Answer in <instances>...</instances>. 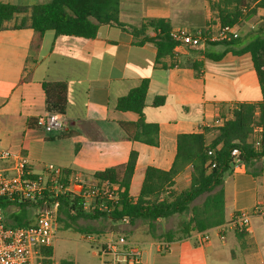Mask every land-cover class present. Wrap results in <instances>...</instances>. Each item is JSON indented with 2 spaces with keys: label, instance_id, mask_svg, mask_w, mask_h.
Segmentation results:
<instances>
[{
  "label": "crops",
  "instance_id": "0c3cea01",
  "mask_svg": "<svg viewBox=\"0 0 264 264\" xmlns=\"http://www.w3.org/2000/svg\"><path fill=\"white\" fill-rule=\"evenodd\" d=\"M49 1L0 0L28 8L5 22L0 31V149L27 157L34 174H42L53 164L95 180L97 172L125 164L136 152L129 190L136 200L148 167L171 169L178 135L221 126L233 118L238 104L262 100L251 55L225 53L222 44L207 41L197 48L182 47L178 56L173 52L157 63L155 44L139 45L142 37L102 25L94 38L47 31L35 50L30 8ZM148 19L169 21L171 31L215 33L220 26L209 0H121L123 23L140 27ZM263 19L264 9H259L255 17L237 27L241 40L249 42ZM23 21L24 26H19ZM154 35V31L147 32V36ZM218 56L222 57L215 59ZM194 63L200 65L199 70ZM144 80L149 82L144 119L158 126V146L129 140L121 123L137 122L140 116L116 108L118 99ZM45 83L67 85L63 131L45 133L37 126L38 117L48 112ZM157 97H164L165 102L155 107ZM189 185L190 168L177 176L174 187L180 191ZM224 191L225 224L207 231L208 241L202 242L197 233L171 242L151 235L136 241L144 264H210L211 260L264 264V173L255 178L241 165L225 178ZM241 212L250 216L244 234L232 225ZM181 222L180 216L159 220L157 237L178 231Z\"/></svg>",
  "mask_w": 264,
  "mask_h": 264
},
{
  "label": "trees",
  "instance_id": "16d2710c",
  "mask_svg": "<svg viewBox=\"0 0 264 264\" xmlns=\"http://www.w3.org/2000/svg\"><path fill=\"white\" fill-rule=\"evenodd\" d=\"M211 9L221 26L237 28L255 17L259 9H264V0H216ZM121 0H50L48 3L30 8L31 29L34 31L32 48L38 49L47 31L57 36L94 38L102 25L117 26L141 38L139 45L153 43L157 47V63L173 56L176 43L170 37L171 25L165 19H148L140 27H133L120 20ZM28 8L0 3V31L7 21L25 13ZM24 21L19 26H24ZM153 30L154 36H147ZM241 38L222 42L225 53L237 56L250 54L262 93V100L255 103H240L233 112V118L221 126L204 128L199 133L180 134L177 138V154L170 170L148 167L136 200L129 190L135 173L137 153L132 152L128 161L120 166L110 167L95 174L100 182H109L118 187L117 199L106 203V210H98L96 205L90 211L82 207L79 195L67 193L60 198L57 224L64 230H86L77 226L79 220L125 222L131 226L141 221L149 225L154 238H164L167 242L191 237L193 233L205 234L213 228L225 224V178L233 172L235 159L233 150L239 151V159L247 173L258 178L264 173V19L249 42L238 45ZM218 56L215 59H220ZM196 70L198 63L193 64ZM148 80L133 88L128 95L118 99L119 111L137 113L140 119L133 123H121L129 140L150 146L159 145L158 126L144 119L145 98ZM46 107L48 112L60 115L66 113L68 98L65 83H45ZM165 102L157 97L154 106ZM209 152H212L210 155ZM213 164L215 167H213ZM190 168V185L184 190L175 189V179ZM75 173L64 170V182ZM5 208L10 204L4 203ZM30 208V207H29ZM19 212L7 215L12 225L27 226L32 223V210L27 204L20 205ZM109 209V210H108ZM21 213V214H19ZM173 216L184 217L178 231H168L163 237L156 235V223ZM241 231V234H244ZM54 247L45 254L52 258ZM48 262H52V259ZM59 264H75L71 259H62Z\"/></svg>",
  "mask_w": 264,
  "mask_h": 264
},
{
  "label": "built area",
  "instance_id": "2783aa9c",
  "mask_svg": "<svg viewBox=\"0 0 264 264\" xmlns=\"http://www.w3.org/2000/svg\"><path fill=\"white\" fill-rule=\"evenodd\" d=\"M239 36L236 28L221 25L215 33L209 30L191 32L185 29L170 32V37L176 43L173 51L176 56L182 47L197 48L207 41L226 43ZM65 125L62 115L56 112H47L37 119L38 128L45 133L63 131ZM232 156L235 159L234 169H237L242 165L239 151L233 150ZM5 162L11 164L5 167ZM64 179V170L53 164L47 165L42 174H34L29 169L27 157L0 149V264H55L53 260L48 262L52 258L45 251L54 247L60 198L63 195H79L85 211H90L97 202H100L98 210H106V203L117 199L118 187L107 181L92 180L77 172L68 176V183ZM4 203L18 208L27 204L28 209L33 211L32 223L27 226L10 224L8 208H5ZM249 223L250 216L246 212L236 214L232 220V225L240 231L246 230ZM208 239V235H201L202 242ZM86 240L94 241L98 245L96 255L100 258V264H144L141 247L123 235L102 240L86 235Z\"/></svg>",
  "mask_w": 264,
  "mask_h": 264
},
{
  "label": "rangeland",
  "instance_id": "374dc122",
  "mask_svg": "<svg viewBox=\"0 0 264 264\" xmlns=\"http://www.w3.org/2000/svg\"><path fill=\"white\" fill-rule=\"evenodd\" d=\"M254 37L255 36L251 37L249 40H252ZM246 42L247 40L242 39L238 45H243ZM19 210L20 209L18 207L11 206L7 210V215L19 212ZM182 219L184 220L185 218L183 217ZM77 226L85 228L86 230L92 227L97 231L80 232L75 229L64 230L63 226L58 224L57 235L54 241V253L52 256V260L55 264H59L62 259H71L75 262V264H100V258L96 255L98 251V245L95 244L94 241L86 240V235L93 236L95 240L96 238L102 240L123 235L132 242L135 241V243L136 241H143L146 237H151L146 223L141 221L138 223L136 228L132 227L130 224H128V222H118L113 224L110 221L100 220H79ZM210 264L221 263L211 260Z\"/></svg>",
  "mask_w": 264,
  "mask_h": 264
}]
</instances>
